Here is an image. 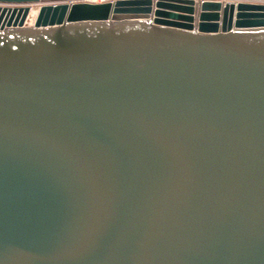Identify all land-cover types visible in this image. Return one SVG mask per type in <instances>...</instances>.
Listing matches in <instances>:
<instances>
[{"label": "water", "instance_id": "water-1", "mask_svg": "<svg viewBox=\"0 0 264 264\" xmlns=\"http://www.w3.org/2000/svg\"><path fill=\"white\" fill-rule=\"evenodd\" d=\"M248 1L0 0V264H264Z\"/></svg>", "mask_w": 264, "mask_h": 264}, {"label": "rangeland", "instance_id": "rangeland-1", "mask_svg": "<svg viewBox=\"0 0 264 264\" xmlns=\"http://www.w3.org/2000/svg\"><path fill=\"white\" fill-rule=\"evenodd\" d=\"M39 8H40L39 4H35L33 6V10H39ZM35 20H36V17L33 19V21L31 20V18H28L27 25L33 26L35 23Z\"/></svg>", "mask_w": 264, "mask_h": 264}, {"label": "bare ground", "instance_id": "bare-ground-1", "mask_svg": "<svg viewBox=\"0 0 264 264\" xmlns=\"http://www.w3.org/2000/svg\"><path fill=\"white\" fill-rule=\"evenodd\" d=\"M34 6V5H33ZM38 15V10H31L30 16L29 18H31V20L33 21V19L36 17L37 18ZM36 21V20H35Z\"/></svg>", "mask_w": 264, "mask_h": 264}, {"label": "built area", "instance_id": "built-area-1", "mask_svg": "<svg viewBox=\"0 0 264 264\" xmlns=\"http://www.w3.org/2000/svg\"><path fill=\"white\" fill-rule=\"evenodd\" d=\"M83 1H90V2L101 3V2H113L115 0H83Z\"/></svg>", "mask_w": 264, "mask_h": 264}, {"label": "crops", "instance_id": "crops-1", "mask_svg": "<svg viewBox=\"0 0 264 264\" xmlns=\"http://www.w3.org/2000/svg\"><path fill=\"white\" fill-rule=\"evenodd\" d=\"M221 1H225V0H221ZM248 2H259V3H264V1H248Z\"/></svg>", "mask_w": 264, "mask_h": 264}]
</instances>
